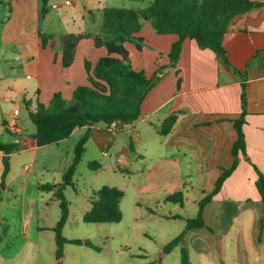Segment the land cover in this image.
Masks as SVG:
<instances>
[{
    "label": "crops",
    "instance_id": "0c3cea01",
    "mask_svg": "<svg viewBox=\"0 0 264 264\" xmlns=\"http://www.w3.org/2000/svg\"><path fill=\"white\" fill-rule=\"evenodd\" d=\"M79 1L85 5L74 6L68 16L70 23L83 21L87 23L85 27L92 24L96 30L69 34L100 33L104 8L146 7L136 4L129 8L125 0ZM250 1L262 6L234 17L227 27L223 43L230 63L245 77L247 84L246 116L242 127L245 156L238 154L235 170L205 205L203 218L207 228H194L189 231L192 232L190 238L186 235L185 240L190 242L198 258L195 264H226L224 259L227 257L231 258L228 264H264V210L255 187L257 175L253 168L255 166L264 175V0ZM0 5H4L7 12L5 25L1 28V41H14L26 56H31L30 65L34 72L26 77L37 80L39 88L34 92V103L39 101V89H43L48 98L62 89V96L69 99L77 86L87 84L84 62L89 57L87 53L91 47L88 41L91 39L79 41L73 64L65 69L61 67L59 42L62 36H55L51 22L41 24V20L55 14L52 11L56 8L53 0H48L44 8L42 0H0ZM47 6L49 9L41 17ZM25 28L28 32L23 35L21 31ZM137 35L143 38L141 51L132 44L125 45L132 68L144 72L147 78H151L157 68H162V76L146 94L140 116L132 125L124 126L121 131L101 122L89 128L83 127V133L89 131L83 155L87 152L94 157L98 152L102 154L103 149L112 144L110 136L113 134L131 137V151L140 175L136 190L145 199L157 194L160 197L148 201L147 205L165 203L167 197L177 192L183 193L185 203L190 190L199 191L200 196L192 198V202L197 204L212 190L223 171L233 164L231 150L236 140L233 121L241 113V76L225 67L211 50L200 49L190 39L182 42L176 67L172 68L168 66L167 53L176 36L157 35L148 23ZM42 38L46 41L44 47ZM29 45H32V50ZM97 50L99 57L91 65L106 54L103 48ZM20 55L23 56L22 53ZM78 63L82 66L75 70ZM178 79L180 83L177 86ZM4 100L10 98L5 97ZM25 100L29 101L20 92L13 102L15 109H18L19 102L23 104ZM172 113L176 114L172 129L168 134L160 135L158 131L162 121ZM2 121L4 129L8 130L10 122L6 118ZM34 132L32 124L31 130L25 133L20 129L18 135L29 149L38 148L31 138ZM15 142L18 143V139ZM229 239L232 243H227ZM189 264L192 263L189 261Z\"/></svg>",
    "mask_w": 264,
    "mask_h": 264
},
{
    "label": "rangeland",
    "instance_id": "374dc122",
    "mask_svg": "<svg viewBox=\"0 0 264 264\" xmlns=\"http://www.w3.org/2000/svg\"><path fill=\"white\" fill-rule=\"evenodd\" d=\"M68 1L69 4H65ZM131 8L136 4L148 6L152 0L143 2H128ZM56 5L49 18L41 20V24L51 22L52 32L55 36H63L84 30L94 31L95 27H85L87 23L76 21L70 23L69 15L74 6H84L79 0H53ZM4 5H0V33L7 13ZM48 6L41 17H44ZM6 31V26H5ZM28 32L27 28L21 34ZM47 38V37H46ZM87 61L99 57L97 49L91 40L88 41ZM32 50V45H29ZM145 46V45H144ZM145 48H150L146 45ZM95 49V50H94ZM29 50V52L31 51ZM105 54L104 49L102 50ZM22 53L23 56L20 55ZM16 55L20 57L15 58ZM11 56V57H10ZM104 56V55H102ZM101 56V57H102ZM31 56L25 55L14 41L4 43L0 35V142L4 144L16 143L18 149L8 154V172L3 179L5 190L1 191L0 198V264H181V248L187 251L190 263L198 260L195 251L187 239L180 245L164 252L163 248L184 230L186 219L196 217L198 206L192 198L200 196L199 191L190 190L187 201L182 207L172 202L147 205L154 197H140L136 184L140 180L138 164L129 148L131 137L113 134L110 136L112 144L104 148L106 155L97 153L95 157L87 152L82 156L76 166L72 183L63 190L67 203V220L61 229V236L66 241H87L90 246L83 243H64L62 256L56 258L57 246L53 228L60 218L59 200L54 190H40V186L47 183L57 184L70 166L74 156V148L83 130L76 129L67 139L36 149H29L20 141L19 132L31 130L32 122L21 102L18 103V114L15 124L18 132L4 129L2 120L11 119L8 114L15 110L13 102L15 97L23 92L25 98L34 103V92L37 80L26 77L33 74ZM77 65V64H76ZM79 65L82 66V63ZM65 69V68H64ZM58 89L54 93H61ZM53 93V94H54ZM10 98L5 101L4 98ZM39 103L47 104L51 97L43 94L39 89L37 95ZM63 97V96H62ZM48 98V99H47ZM64 98V97H63ZM71 96L69 97V99ZM69 100L68 98H64ZM9 123V124H10ZM130 136V134H129ZM101 165L99 170H92L88 164L94 161ZM3 174V157L0 156V182ZM115 187L122 190L124 195L119 202L121 220L116 223H85L83 214L89 209L92 193L101 187ZM140 207H139V206ZM174 216L168 218L164 216ZM213 228V227H212ZM214 232L216 230H213ZM192 232H188L190 238ZM217 233V232H215ZM227 243H232L229 239ZM219 257V255L217 256ZM231 258H225L226 264ZM204 262L206 259H201Z\"/></svg>",
    "mask_w": 264,
    "mask_h": 264
},
{
    "label": "trees",
    "instance_id": "16d2710c",
    "mask_svg": "<svg viewBox=\"0 0 264 264\" xmlns=\"http://www.w3.org/2000/svg\"><path fill=\"white\" fill-rule=\"evenodd\" d=\"M48 0H42L43 8ZM141 2L144 0H129ZM262 6L261 3L250 0H152L142 9L104 8L102 10V26L100 33L67 34L60 38L59 50L61 67L68 68L73 64L76 47L79 41L91 39L97 49L103 48L105 55L100 57L94 65L84 62L87 84L77 86L69 100H65L60 93H54L47 104L38 100L31 106L30 101H24L25 109L35 132L31 138L37 147L57 144L67 139L76 129L91 127L97 123H104L108 127L113 125L121 131L124 126L132 125L140 116V108L149 90L162 76V68H157L151 78H147L142 71L132 68L126 44H132L137 51L143 48V38L137 34L145 23L157 35H174L177 39L171 44L167 53L168 66L175 68L179 59L182 42L185 39L194 40L200 49L211 50L230 71L241 76V113L233 121L236 131V140L232 145L233 164L224 170L216 180L209 193L198 201L197 214L193 219H187L184 230L179 236L171 240L163 248L168 252L180 245L187 233L194 228H207L203 209L207 203L221 190L224 180L235 170L238 163V154L245 156V139L242 127L245 124L247 84L245 77L229 61L224 48V37L230 21L252 8ZM46 41L42 38V46ZM176 75L178 72L176 71ZM180 83V79L177 81ZM176 114L168 115L159 128L160 135H166L172 129ZM5 126V123H3ZM89 138L86 130L74 148V156L70 166L57 184L47 183L40 186V190H54L59 200L60 218L53 228L57 246L56 258L62 256L64 243L85 244L87 241H66L61 236V229L67 220L68 207L63 190L73 186L72 178L76 166L81 160L84 146ZM132 150V145L129 143ZM18 149L17 143L4 144L0 142V153L3 154V174L0 182L1 191L5 190L3 179L8 172V154ZM92 170H99V163L92 161L88 164ZM257 179L255 187L264 210V175L254 166ZM123 191L115 187H101L92 193L89 209L83 214L85 223H116L121 220L119 202L123 198ZM183 206V193L177 192L165 199ZM59 264V263H58ZM181 264H189L187 251L181 248Z\"/></svg>",
    "mask_w": 264,
    "mask_h": 264
},
{
    "label": "built area",
    "instance_id": "2783aa9c",
    "mask_svg": "<svg viewBox=\"0 0 264 264\" xmlns=\"http://www.w3.org/2000/svg\"><path fill=\"white\" fill-rule=\"evenodd\" d=\"M66 4H69V2H66ZM28 78H29V77H28ZM17 114H18V110H17V109H15V110L12 111V113H11L12 122L9 124V127L11 128V130H12V131H16V132L19 131V129L17 128V126H16V124H15V117H16ZM112 126H113V125H112ZM113 127H114V126H113ZM102 154L105 155L106 153L103 152Z\"/></svg>",
    "mask_w": 264,
    "mask_h": 264
}]
</instances>
